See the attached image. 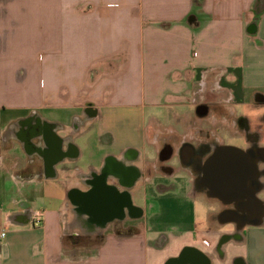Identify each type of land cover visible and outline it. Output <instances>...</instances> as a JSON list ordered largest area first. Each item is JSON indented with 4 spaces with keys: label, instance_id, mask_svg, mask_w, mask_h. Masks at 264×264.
Wrapping results in <instances>:
<instances>
[{
    "label": "crops",
    "instance_id": "1",
    "mask_svg": "<svg viewBox=\"0 0 264 264\" xmlns=\"http://www.w3.org/2000/svg\"><path fill=\"white\" fill-rule=\"evenodd\" d=\"M33 115L56 142L41 144L52 158L5 140ZM242 118L264 149V0H0V264H264V221L238 229L222 202L197 210L195 171L180 160L209 136L228 145L223 124L247 140ZM167 143L170 168L159 166ZM132 163L142 174L131 183L108 178L141 218L123 231L86 224L76 198ZM165 209L194 219L160 224Z\"/></svg>",
    "mask_w": 264,
    "mask_h": 264
},
{
    "label": "flooded vegetation",
    "instance_id": "2",
    "mask_svg": "<svg viewBox=\"0 0 264 264\" xmlns=\"http://www.w3.org/2000/svg\"><path fill=\"white\" fill-rule=\"evenodd\" d=\"M207 111L206 104H200L198 107V113ZM243 129L247 132V144L243 149H259L258 148V138L259 134L249 132V124L245 119L239 121ZM18 137L22 140L26 150L30 152L33 156L35 153L43 154L48 158L54 156V152L48 149V154H45V150L41 149L42 142H46L50 146L54 145L56 142L51 134V131L48 130L47 125L40 120L37 116L33 115L28 118L21 119L14 124L6 131L5 140L9 141L11 137ZM210 142L204 143L199 146L196 150V158L188 163L187 153L189 151V145H185L182 150L181 159L182 164H188L192 166L195 171L194 179L191 184L195 192L208 193V188H202L200 184L201 173L200 167L203 162L218 148L219 144L215 137L209 136ZM168 145V143H167ZM132 159L136 160L137 156L133 155L132 152L128 154ZM173 155V149L171 146H165L163 153L161 155L159 166H168L167 164L162 165L165 161L166 163L171 160ZM31 156V157H32ZM162 156L166 158L164 161ZM199 157V161H197ZM39 171L43 170V166H39ZM115 167H108L100 176H97L95 179H91L92 188L86 193L81 194L82 196L76 201L79 203L80 211H83L85 218H83L86 224L90 222H96L100 225L105 224H114L117 230H122L121 228L123 223L132 222L135 219H140L143 212L133 204L132 196L129 192H119L115 184L109 183V176L114 174L117 175V182H122L124 184L131 183L137 176H141L140 168L132 163L123 167V169ZM171 166L169 165V168ZM166 167V169H169ZM259 170H260V179H261V193H264V149H261L260 161H259ZM145 174L150 175L151 169L146 168ZM172 174L167 172V178ZM171 182V181H170ZM165 183V182H164ZM162 183V184H164ZM172 183V182H171ZM172 187V186H171ZM232 207V205H229ZM126 231H131V229H125Z\"/></svg>",
    "mask_w": 264,
    "mask_h": 264
},
{
    "label": "water",
    "instance_id": "3",
    "mask_svg": "<svg viewBox=\"0 0 264 264\" xmlns=\"http://www.w3.org/2000/svg\"><path fill=\"white\" fill-rule=\"evenodd\" d=\"M260 154L261 148L220 145L200 167L201 187L208 188L209 197L232 205L223 214L234 221L238 229L264 221V200L258 195L261 190Z\"/></svg>",
    "mask_w": 264,
    "mask_h": 264
},
{
    "label": "rangeland",
    "instance_id": "4",
    "mask_svg": "<svg viewBox=\"0 0 264 264\" xmlns=\"http://www.w3.org/2000/svg\"><path fill=\"white\" fill-rule=\"evenodd\" d=\"M170 110L171 109H169V111ZM148 111H149V109H148ZM159 111L160 110L158 109L157 113H159ZM195 112H196V107L193 108V115L195 114ZM161 116H162V114H161ZM163 123L164 124H166V123L170 124V123H175V121L172 120V118H171L170 122H169V116H168L167 118H165L163 120ZM204 123H207V122L204 121ZM220 135L222 137V141L224 143H227L228 145L238 146L241 148L246 147L247 140H246L244 134L243 133H241V134L232 133V131L229 130L228 126H225L224 124H223V128L221 130ZM15 153H16V155H19L22 158L21 159L22 164L25 165L26 160L28 159L27 155L24 154L19 149H17V151ZM178 180L180 181V183L182 185L183 179L181 177H179L178 179H174V181H178ZM32 196H34L35 198L38 199V201L35 202L36 204L42 205V198H43V190L42 189H38L35 192H33ZM135 201L137 203L144 205L145 201L143 199L142 193H139V194L137 193L135 195ZM151 203H152V201H151ZM192 203H193V206H195V208H197V210H200V212H202L204 209H209V208H215V207L218 209L222 208L221 201H219L218 199H211L204 193L196 194L194 200H192ZM163 214H164V216L158 220V223L160 222V224L161 223L162 224H175V223L176 224H178V223L187 224V223H190L194 219V215H191L184 210H183V212H181V211H178L176 209H173V210L165 209L163 211ZM195 219H197L196 216H195ZM145 220L147 221V219H145ZM41 223L42 222H39L38 224H41ZM224 227L226 229H230V228L235 229L236 225H234L232 223H228ZM101 238H102V236H99L96 241H101ZM78 239H79V243H81L82 245L86 244L88 241L87 238H85V237H80ZM151 264H153V263L151 262Z\"/></svg>",
    "mask_w": 264,
    "mask_h": 264
},
{
    "label": "built area",
    "instance_id": "5",
    "mask_svg": "<svg viewBox=\"0 0 264 264\" xmlns=\"http://www.w3.org/2000/svg\"><path fill=\"white\" fill-rule=\"evenodd\" d=\"M39 222H41V214H37V216H36V223L38 224ZM2 235H5V233H2ZM204 242L206 244L209 243L207 240H204Z\"/></svg>",
    "mask_w": 264,
    "mask_h": 264
}]
</instances>
